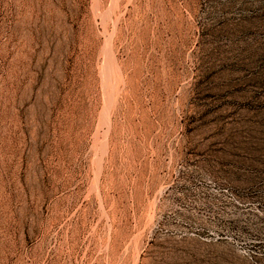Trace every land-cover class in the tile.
<instances>
[{
	"label": "rangeland",
	"instance_id": "374dc122",
	"mask_svg": "<svg viewBox=\"0 0 264 264\" xmlns=\"http://www.w3.org/2000/svg\"><path fill=\"white\" fill-rule=\"evenodd\" d=\"M0 264H264V0H0Z\"/></svg>",
	"mask_w": 264,
	"mask_h": 264
},
{
	"label": "bare ground",
	"instance_id": "6f19581e",
	"mask_svg": "<svg viewBox=\"0 0 264 264\" xmlns=\"http://www.w3.org/2000/svg\"><path fill=\"white\" fill-rule=\"evenodd\" d=\"M109 63V62H108ZM112 98V97H111Z\"/></svg>",
	"mask_w": 264,
	"mask_h": 264
}]
</instances>
